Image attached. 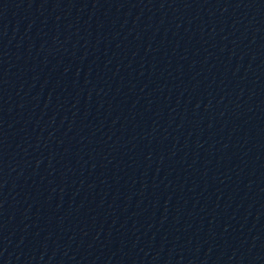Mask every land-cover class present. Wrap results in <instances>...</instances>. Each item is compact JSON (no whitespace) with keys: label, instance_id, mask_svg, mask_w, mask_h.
<instances>
[{"label":"water","instance_id":"95a60500","mask_svg":"<svg viewBox=\"0 0 264 264\" xmlns=\"http://www.w3.org/2000/svg\"><path fill=\"white\" fill-rule=\"evenodd\" d=\"M0 264H264V0H0Z\"/></svg>","mask_w":264,"mask_h":264}]
</instances>
